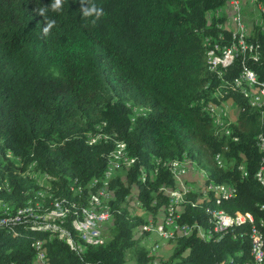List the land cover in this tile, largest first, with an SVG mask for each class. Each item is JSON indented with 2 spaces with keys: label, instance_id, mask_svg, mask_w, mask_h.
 Wrapping results in <instances>:
<instances>
[{
  "label": "trees",
  "instance_id": "1",
  "mask_svg": "<svg viewBox=\"0 0 264 264\" xmlns=\"http://www.w3.org/2000/svg\"><path fill=\"white\" fill-rule=\"evenodd\" d=\"M229 1L84 0L85 8H103L93 25L80 0H60L56 9V0H0V264H36L41 251L47 264H129L128 253L138 264L251 260L249 225L244 237L240 228L211 241L176 237L168 258L151 256L143 242L149 221L171 209L165 189H177L184 161L206 180L188 192L181 214L169 216L172 225L209 230L210 212L264 216V108L251 106L238 85L245 70L264 83V0H238L244 10L256 3L261 14L249 27L246 56L223 60L237 43L227 26ZM211 39L224 48L211 50ZM216 97L235 102L234 125H217L206 111L221 106ZM119 147L134 163L108 180ZM105 185L111 225L103 244L89 246L73 223L89 207V193ZM223 185L238 193L203 197L204 188ZM133 198L142 215L130 209ZM58 204L68 211L70 245L15 222L21 211L42 215Z\"/></svg>",
  "mask_w": 264,
  "mask_h": 264
},
{
  "label": "bare ground",
  "instance_id": "2",
  "mask_svg": "<svg viewBox=\"0 0 264 264\" xmlns=\"http://www.w3.org/2000/svg\"><path fill=\"white\" fill-rule=\"evenodd\" d=\"M237 3H239L241 10H234V16L232 18V27H230V17L229 16H228L229 21L227 24V26L231 28L234 34V38L237 41V43L233 44V46L230 49H228L229 51L223 55V60H226L230 54H233V53L235 54V52H238L239 50L241 51L242 49H243V55H242L243 57H245L247 53L246 40L244 41V36H242V32H246V37H247L248 26L245 23L244 18L242 16V9H243L242 3L238 0H237ZM228 8L230 9V1L228 2ZM238 85L242 86L243 95L245 96V98L249 100L251 106L258 107V108H264V83L259 81L255 73H253L250 70L243 71L239 78ZM257 96L259 97V102L257 100ZM207 110L213 111L212 112L213 118L212 117L211 118L214 119L213 121L215 122V124L223 125L224 122L226 124L227 116H226V111L223 106H222V114L224 118L221 116V106H218V105L215 106V104L210 105L209 108H206V111ZM260 150H261V153H263V159H262V168L258 176L259 177L258 181H260V183L264 185V139L263 138L260 140ZM117 152L118 154L110 166V169L108 172V179L110 178V171L112 170V167L117 164V158H122V160L124 161V165L126 167H131L134 163V161L130 159L127 152L122 147H119ZM217 160L221 162L222 159L218 157ZM177 168H176V172H178ZM106 185H107V182H106ZM106 185L105 187L100 189L96 194V195H103L104 197H96V201H94V198H91L89 202V207L83 211L82 219H78L74 221L73 223L74 228H81V227L83 228L84 233H85V238H83V232L79 230H75V231L81 236V239L89 246H98L104 243V236H103L102 228L104 225L108 224L112 219L111 209L109 206L111 194L108 192ZM208 190H214L216 197H219V192H223V197H233V196L235 197L236 195V193L232 190V188L227 185H223L218 188L211 186L210 188L207 189V192ZM174 205H175V202H174ZM57 211H60L61 213L56 214ZM67 213L68 211H63V208L58 204L56 210L48 213L47 215L49 214L55 215V217L57 218L56 220L57 222H64L65 218L68 216ZM209 216L211 217L209 218L212 224V227L209 230L205 229L204 227L200 225H195L191 227V229L195 231L197 236L203 237L205 241H211L214 238H219V239L223 238V236L220 235V229H224V220H229L230 228L232 229L240 228L239 216L232 217V216L225 214L224 212H215L213 214H211L210 212ZM23 217L36 219L37 217H40V215L34 212L33 209L24 210V211L19 212V215L15 219V222H18V220H21ZM101 218H104V219H101ZM168 225H172V220H168ZM246 225H249L252 227V233H256V224L254 222H246ZM148 227L149 228L147 229V231L149 233L160 232L159 230H157V228L153 226V224H151ZM34 229L39 230V231L52 232L56 234V230L54 227H49V228L42 227V228H34ZM181 234H188V227H182ZM163 236H170V231H166V232L163 231ZM60 239H64V238H60ZM88 239H92V240H88ZM259 245H261L260 257L257 258L256 264H264V237H263L262 232H261V235L259 236ZM37 262L40 264H47L46 255L45 253H42V251L38 255Z\"/></svg>",
  "mask_w": 264,
  "mask_h": 264
},
{
  "label": "built area",
  "instance_id": "3",
  "mask_svg": "<svg viewBox=\"0 0 264 264\" xmlns=\"http://www.w3.org/2000/svg\"><path fill=\"white\" fill-rule=\"evenodd\" d=\"M234 10H241V7H240L239 3H237V0H230V9L228 11V16L230 17V27H232V18L234 16ZM210 18H212L211 14H210ZM242 36H244V41H245L246 32H242ZM210 46H211V50H212V48H220V49L224 48V45H214V42L212 41V39L210 41ZM242 55H243V49L241 51L236 52L235 58H232V59H238ZM230 61H231V59H229V61H227L226 63H230ZM214 66H217V73L221 76V64H219L218 60H215ZM223 97H216V98H218V101L221 105V116L222 117H223V114H222V104L223 103H230L231 113H232V107L235 109V111L236 110L238 111L237 107L235 106V102L233 101L232 98L224 100ZM257 100L259 102L258 96H257ZM232 104H233V106H232ZM235 120H236V118H233V121H230L231 125L235 124ZM186 173H191V170H187ZM113 174H117V173H113ZM176 183H182V190L165 189V194L168 196V198L170 200L169 202H174V200L171 199V192L183 193V192H191V191L196 190V189H194L193 185H189L188 183H183L180 181V179H177ZM232 190L235 193H238V190L236 187L232 186ZM96 197H104V196L103 195H91L89 193L88 198H94V201H96ZM219 197L223 198V192H219ZM261 211L264 212V208H262ZM101 219H104V218H101ZM149 222L155 223L154 220H150ZM246 222L256 223V233H249V231L246 232L249 234L250 241H251V260L248 262H245L244 264H256L257 258L260 257L261 245H259V236L261 235V229L264 227V216L260 220H257L250 213L239 214L240 236L241 237H244V234H246L244 232V228L246 227ZM16 223L27 224L29 226L54 227L56 230L57 236H59V238H64V240L70 245V238H72V237L70 236L68 230L66 229V223L67 222H57V221H54L51 219L45 220V221H38L35 218L23 217L21 220H18V222H16ZM163 227H170V236H163ZM184 227H188V234H181V227H176L175 225L160 226V232L150 233V237L154 238L153 244L150 247L151 252L157 253L158 251H162L163 248L170 246L169 243L171 242L172 239H175L176 237H190V236L197 237L195 234V231L193 229H191V225L186 224V226H184ZM74 230H79V231L83 232V238H85V233H84V230L82 227L81 228H74ZM230 231H232V228L229 227V220H224V229H220V235L221 236H227ZM197 238L204 240L203 237H197ZM88 240H92V239H88ZM39 259H41V258H39Z\"/></svg>",
  "mask_w": 264,
  "mask_h": 264
},
{
  "label": "rangeland",
  "instance_id": "4",
  "mask_svg": "<svg viewBox=\"0 0 264 264\" xmlns=\"http://www.w3.org/2000/svg\"><path fill=\"white\" fill-rule=\"evenodd\" d=\"M242 8H243L242 9V16L244 18L245 23L248 24L247 26H248V32H249L250 25H253L255 23V21H257L259 15L261 14L260 13V9H259V6L256 5V3H252V2H247L245 10H244V5L242 3ZM223 9L226 10V6ZM228 11H229V8L227 7V10H226L227 14H228ZM251 28H253V26H251ZM232 106H233V104H232ZM223 107H224V109L226 111V116H227L226 117V119H227L226 121H228L229 124H231L230 121H233V118L237 119L238 111L237 110L235 111V109L232 107V113H231L230 103L224 104ZM119 164H121V165H119ZM124 167H126V166L124 165V161L122 160V158H117V164L114 165L112 167V170L110 171V178H112L113 176L116 175V174H113V173L120 172ZM177 170H178L177 179H180V181L183 182V183H188L189 185H193L194 189H199L203 185L205 180H206V174L205 173H201L200 176H195L194 175V173H198L197 172V168L190 161H184V163L181 164L177 168ZM187 170H191V173H186ZM188 174H189V176L186 178V176ZM36 178H37L38 183L40 185L41 184H46L47 181H48L45 177H42V176H36ZM199 184H200V186H199ZM175 190H182V183H177V189H175ZM208 191H210V190H208ZM202 192H203V197L207 198L208 195H207L206 188H204ZM136 194H137V191L135 190L134 191V196H136ZM187 194H188V192H183L181 194H180V192H171V199L174 200L175 205H174V202H172L171 203V205H172L171 209L168 210V212H166V209H164V211L158 215L157 221H155V223L149 222L148 226L153 224V226L155 228H157V230H159V231H160V226H169L168 225V220L170 219V217L172 215L175 216V215H178V214L182 213L181 205L184 204V200L186 198L185 196H187ZM199 202H201V200H199ZM130 203H131V205H130L131 208L130 209L134 213H136L138 215L139 214L142 215L144 213L141 209L136 207V205H135L136 202H135L134 198L131 200ZM60 213H61L60 211H57L56 214H60ZM47 214L48 213L40 215V217H37L36 220H38V221H40V220L41 221H45V220H49V219L54 220V221L57 220L55 215H52V214L47 215ZM172 218L173 217H171V219ZM106 225H104L103 228H102L103 236H105V237L108 235V230H106L105 232H104V230L106 228H108L111 225V223L106 224ZM148 226H147V229L149 228ZM32 227L33 228H42L44 226H32ZM47 228H49V227H47ZM163 231L164 232L170 231V227H163ZM139 234H141V236L143 235L142 232H140ZM139 237H140V235H139ZM153 241H154V238H151L150 235L149 236L145 235V237L143 239V242H144V244L146 245L147 248L151 247V245L153 244ZM171 251H172V247L168 246L166 248H163L162 251H158L157 253L150 252V255L151 256H156V258H159V257L168 258L171 255V253H172ZM128 260H129V264H138L136 257H134V255L132 253H128ZM36 264H40V263L36 262Z\"/></svg>",
  "mask_w": 264,
  "mask_h": 264
},
{
  "label": "clouds",
  "instance_id": "5",
  "mask_svg": "<svg viewBox=\"0 0 264 264\" xmlns=\"http://www.w3.org/2000/svg\"><path fill=\"white\" fill-rule=\"evenodd\" d=\"M80 2H81V11L83 12V15L85 18H88L91 16L96 17V20L91 21V23L93 25H95L97 23V21H99L100 18L104 15L103 8L98 7L94 2L92 4L91 8H85L83 6L84 0H80ZM59 3H60V0H56V4L52 5V8L56 9L57 6L59 5ZM43 11H44V9H40L39 14L43 15ZM53 24H54V22H50L48 24V26L44 28V32L47 33L49 31V29L53 26ZM85 26H87V25H85Z\"/></svg>",
  "mask_w": 264,
  "mask_h": 264
},
{
  "label": "crops",
  "instance_id": "6",
  "mask_svg": "<svg viewBox=\"0 0 264 264\" xmlns=\"http://www.w3.org/2000/svg\"><path fill=\"white\" fill-rule=\"evenodd\" d=\"M194 175H195V176H198L196 173H194ZM188 176H189V174L186 176V178H187ZM199 186H200V184H199Z\"/></svg>",
  "mask_w": 264,
  "mask_h": 264
}]
</instances>
